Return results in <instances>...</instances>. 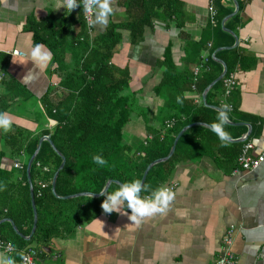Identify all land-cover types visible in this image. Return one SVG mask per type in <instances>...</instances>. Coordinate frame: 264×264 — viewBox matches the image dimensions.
Returning <instances> with one entry per match:
<instances>
[{
    "label": "crops",
    "instance_id": "1",
    "mask_svg": "<svg viewBox=\"0 0 264 264\" xmlns=\"http://www.w3.org/2000/svg\"><path fill=\"white\" fill-rule=\"evenodd\" d=\"M181 1L183 16L168 25L153 20L145 28L141 43H132L124 27L129 18L122 0H110L113 12L107 23L95 24L92 38L110 27L117 29L119 44L111 63L127 71V92L138 98L139 108L145 109L134 114L123 128V140L133 148L151 140L149 131L163 133L162 126L170 116V106L153 92L162 80L164 69L158 63L166 50L173 65L193 75L202 63H195L197 50L208 44L217 50L235 43L223 30L222 20L211 24L208 0ZM237 2V14L224 24L238 39L241 58L234 72L236 85L229 94L216 92L210 99L214 105H232L229 123L237 124L234 126H239L243 135L248 131L243 124L251 127L248 139L253 144L251 155L256 156L264 148V0ZM62 4L63 0H0V56L21 96L6 114L14 125L39 136L47 130L52 132L57 125L46 115L42 100L49 93L47 99L53 101L66 91L62 80L70 78L72 65L82 61L80 39L87 37L82 30L81 7L69 13ZM217 7L219 14L234 11L233 0L220 1ZM37 32L48 42L40 45L51 52L50 59L39 64L30 56ZM13 50L22 56L7 54ZM1 68L0 75L4 71ZM169 93L163 91V97ZM185 98L196 103L201 100L192 88ZM224 130L233 138L230 140H235V130ZM184 145L188 150L189 138ZM186 152L160 187H171L173 199L164 212L144 218L139 226L127 215L98 211L102 202H95L91 196L48 201L52 213L42 222L51 236L31 245L39 252L36 264H213L230 228L231 250L239 263L264 264V162L254 171H235L233 160L197 149L189 157ZM2 165L9 169L11 161L3 159ZM9 262L19 264L16 256L0 252V264Z\"/></svg>",
    "mask_w": 264,
    "mask_h": 264
},
{
    "label": "trees",
    "instance_id": "2",
    "mask_svg": "<svg viewBox=\"0 0 264 264\" xmlns=\"http://www.w3.org/2000/svg\"><path fill=\"white\" fill-rule=\"evenodd\" d=\"M122 1L129 18L124 27L129 30L132 43L143 42L144 30L152 25L153 20H160L168 25L173 21L176 22V18L184 14V4L181 0ZM220 1L223 0H215L213 3L216 16L211 24L220 23L228 15L218 13L217 3ZM81 24L84 31L82 10ZM177 25L183 27L182 23L177 22ZM116 30L115 27H110L100 37L91 39L84 37L81 43L84 47L80 55L83 57L82 61L72 65L70 72L73 74L70 78L62 80L66 91L59 98L54 94L56 98L53 101L47 99L49 93L44 96L43 109L46 115L57 123L52 132L47 130L39 136L14 124L11 131L0 132V220L11 219L24 236L29 235L33 221L26 164L36 149L40 137L49 136L56 149L65 157V166L59 172L55 191L58 196L66 197L79 193L98 194L99 192L95 191H101L108 180H116L120 183L141 180L144 170L150 163L167 156L174 138L183 127L193 123L211 125L217 122L216 110L205 107L201 100L196 103L193 99L185 98V94L191 88L199 98L208 84L221 73L222 67L212 59L215 49L203 46L197 50L195 63L200 64L203 55L206 59L197 77H194L192 72L180 71L173 65L170 52L166 50L163 60L158 63V66L164 69L162 80L153 89L155 96L170 106L167 111L170 116L162 126L164 132L149 131L151 140L143 141L137 148L128 145L123 140V128L134 114L145 112V109L139 108L138 98L127 92L129 88L127 71L119 70L111 63L119 44ZM52 31L55 32L54 27ZM183 35L180 34V37L185 38ZM34 36L36 44L48 43L41 39L38 32ZM215 56L226 63L227 76L236 71L241 58L238 47L217 52ZM1 66L4 71L0 75L2 90L0 112L6 113L15 99L21 96L18 95L15 80L5 72V65L0 56ZM165 90L171 92L168 94L171 99L167 95L166 99L163 97ZM216 92L219 94L225 92L223 79L207 93L208 105H214L210 98ZM177 97L183 102H178ZM224 104L227 103H218L214 106L221 108ZM230 108L232 111V105ZM225 128L235 130V139L243 135L239 126L226 124ZM188 138L191 146L186 150L184 142ZM247 142L251 141L248 139L240 144L229 142L222 144L213 131L201 126L190 127L179 138L174 154L167 161L151 167L144 182L148 186V191L142 192L141 196L159 189L186 151L187 157L195 149L205 151L215 158L220 155L223 159L233 160V167H236V159ZM94 155H101L106 163L103 166L96 165L92 160ZM3 159L11 161L9 169L2 165ZM14 161L21 163L20 169L14 167ZM60 164V157L47 142H42L30 172L38 215L37 228L31 240L25 241L16 235L9 223L0 224V237L12 243L15 250L11 255L18 258L19 264L22 249L31 247L35 240H47L51 236V231L46 229V226L44 228L42 220L52 213L48 201H52L50 203L62 201L52 195L50 183ZM41 182L45 183L46 187L42 188ZM118 187L111 184L109 191ZM91 199L100 203L105 199V195ZM95 207L97 210V203ZM98 209V211L102 209L99 204Z\"/></svg>",
    "mask_w": 264,
    "mask_h": 264
},
{
    "label": "clouds",
    "instance_id": "3",
    "mask_svg": "<svg viewBox=\"0 0 264 264\" xmlns=\"http://www.w3.org/2000/svg\"><path fill=\"white\" fill-rule=\"evenodd\" d=\"M62 6L66 7L69 13L77 6H83L84 11L90 14L88 17L90 27L95 24L107 23L108 17L113 12L110 0H63ZM30 56L32 61L39 64L47 62L51 57V52L40 44H36L32 48ZM177 101L183 102L180 97H177ZM230 111V105H222L218 111L217 122L209 125L222 144L230 139L229 133L224 130L230 119ZM12 125L11 118L6 113L0 112V132L7 133L11 131ZM92 160L98 166H103L106 163L101 155H94ZM146 191H148V186L143 184L141 180L135 179L130 182L120 183L119 187L111 192L107 186L101 191L95 192L105 195V199L101 204V208L105 213L117 212L127 215L132 223L139 226L144 218L164 212L174 196L169 189L159 188L152 191L150 197H142L141 193ZM129 209L130 213L128 212Z\"/></svg>",
    "mask_w": 264,
    "mask_h": 264
},
{
    "label": "water",
    "instance_id": "4",
    "mask_svg": "<svg viewBox=\"0 0 264 264\" xmlns=\"http://www.w3.org/2000/svg\"><path fill=\"white\" fill-rule=\"evenodd\" d=\"M233 5H234V11L225 16L223 19H222V28L224 31H226L227 33H230L234 39H235V43L233 46L231 47H222V48H219L217 50H215V52L212 54V59L217 62L218 64L221 65L222 67V71L221 73L210 83L208 84V86L204 89V91L202 92L201 94V101H202V104L205 106V107H209V108H212L214 110H216L217 112L220 110L219 107H215V106H210L206 103V95L207 93L212 89V87L218 83L219 81H221L224 76L226 75L227 73V65L224 61H222L221 59H218L215 55L217 52H220V51H224V50H232L234 49L235 47H237V44H238V39L237 37L235 36L234 33H232L231 31L225 29L224 27V24L225 22L234 17L237 12H238V9H239V4L237 2V0H233ZM229 125H237V124H230L229 122L227 123ZM245 125L247 128H248V131L245 135H243L242 137L238 138V139H235V140H228L227 142L229 143H243L245 141H247V139L249 138L250 136V126L248 124H243ZM193 126H201V127H205L209 130H211V128L209 127V125H206L204 123H193V124H190V125H187L185 127H183L179 132L178 134L176 135V137L174 138V141L172 143V146L170 148V151L169 153L167 154V156H165L164 158H160V159H157L155 161H153L152 163H150L146 169L144 170L143 172V175H142V178H141V181L142 183L144 184L145 182V179H146V176L149 172V170L151 169V167H153L154 165H157L159 163H162V162H165L167 161L173 154H174V151H175V147H176V144L179 140V138L181 137V135L187 130L189 129L190 127H193ZM212 131V130H211ZM216 134V133H215ZM47 142L50 147L52 148V150L60 157L61 159V164L60 166L58 167V169L54 172L53 176H52V179H51V193L53 194V196L55 198H58L59 200H65V199H70V198H80V197H86V196H91V197H94V198H100V197H103L104 194H101V193H98V194H91V193H79V194H75V195H71V196H66V197H60L56 194V191H55V186H56V180H57V177L59 175V172L64 168L65 166V157L56 149V147L54 146L53 142L51 141L50 137L49 136H42L39 138V141H38V144L36 146V149L34 150L33 154L31 155V157L29 158L27 164H26V178H27V183L29 185V194H30V199H31V207H32V212H33V221H32V227H31V230H30V233L28 236H24L22 235L16 228L15 224L13 223V221L11 219H1L0 220V224L4 223V222H7L10 224V226L12 227V230L14 231V233L16 235H18L20 238H22L23 240L25 241H30L31 238L33 237L35 231H36V228H37V222H38V215H37V211H36V206H35V201H34V193H33V186H32V182H31V175H30V172H31V167H32V163L34 161V159L36 158L39 150H40V147H41V144L42 142ZM111 184H115V185H120V182L119 181H116V180H108L105 184V186L110 187ZM104 186V187H105Z\"/></svg>",
    "mask_w": 264,
    "mask_h": 264
},
{
    "label": "built area",
    "instance_id": "5",
    "mask_svg": "<svg viewBox=\"0 0 264 264\" xmlns=\"http://www.w3.org/2000/svg\"><path fill=\"white\" fill-rule=\"evenodd\" d=\"M214 1L215 0H208V14L210 21L212 23L214 22V18L216 16V11L213 6ZM81 10H82L83 22L85 25V33L87 36L86 38H92L95 25L91 27L89 26L88 17L90 14L84 11L83 6H81ZM80 40L82 41L83 39L81 38ZM208 47H210L209 44ZM7 54L13 56H22V53L16 50L9 51L7 52ZM202 62L203 64L199 65V67L194 69L193 71L194 77H197V75L203 68L204 63L206 62L205 57L202 58ZM235 85H236L235 74L232 73L229 76H227L226 73V75L223 78V86L225 89V94L226 95L229 94L230 91L235 87ZM252 150H253L252 142H247L243 145L240 154L236 159L237 165L235 171H245V172L254 171L264 162V148L256 156L251 155ZM14 167L20 169V164L14 163ZM40 186L44 188L46 187V184L41 182ZM167 189L171 190L172 188L169 187ZM232 242H233V228H230L226 232L222 240L221 253L213 264H240L231 250ZM14 250L15 248L10 241L0 237V252L11 255L14 252ZM38 253H39L38 250H36L35 248L28 247L22 249L20 264H36V258Z\"/></svg>",
    "mask_w": 264,
    "mask_h": 264
}]
</instances>
